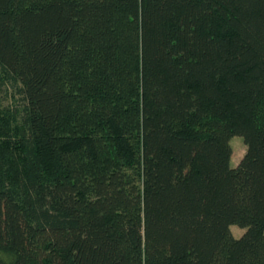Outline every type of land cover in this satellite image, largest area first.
Returning a JSON list of instances; mask_svg holds the SVG:
<instances>
[{
    "label": "trees",
    "instance_id": "obj_1",
    "mask_svg": "<svg viewBox=\"0 0 264 264\" xmlns=\"http://www.w3.org/2000/svg\"><path fill=\"white\" fill-rule=\"evenodd\" d=\"M7 85L0 264H264V0H0Z\"/></svg>",
    "mask_w": 264,
    "mask_h": 264
},
{
    "label": "rangeland",
    "instance_id": "obj_2",
    "mask_svg": "<svg viewBox=\"0 0 264 264\" xmlns=\"http://www.w3.org/2000/svg\"><path fill=\"white\" fill-rule=\"evenodd\" d=\"M19 98L20 93L17 86L7 85V88L2 87L0 89V100L5 105H14L19 102ZM230 143L233 149L231 166H236L244 155L247 145L241 135H234L230 139ZM230 228L235 236H241L246 230V227H242L238 224H232Z\"/></svg>",
    "mask_w": 264,
    "mask_h": 264
}]
</instances>
